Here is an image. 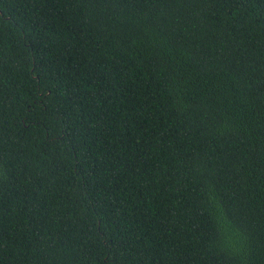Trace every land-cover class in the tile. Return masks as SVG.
Listing matches in <instances>:
<instances>
[{
	"label": "trees",
	"instance_id": "1",
	"mask_svg": "<svg viewBox=\"0 0 264 264\" xmlns=\"http://www.w3.org/2000/svg\"><path fill=\"white\" fill-rule=\"evenodd\" d=\"M0 264H264V0H0Z\"/></svg>",
	"mask_w": 264,
	"mask_h": 264
}]
</instances>
